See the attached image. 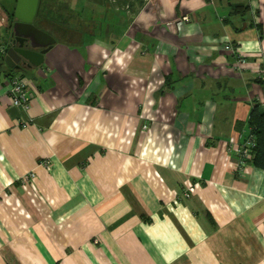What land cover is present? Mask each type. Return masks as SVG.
Instances as JSON below:
<instances>
[{"label": "crops", "instance_id": "crops-1", "mask_svg": "<svg viewBox=\"0 0 264 264\" xmlns=\"http://www.w3.org/2000/svg\"><path fill=\"white\" fill-rule=\"evenodd\" d=\"M62 2L39 67L0 59V264H264V169L237 168L264 110V0Z\"/></svg>", "mask_w": 264, "mask_h": 264}, {"label": "water", "instance_id": "water-1", "mask_svg": "<svg viewBox=\"0 0 264 264\" xmlns=\"http://www.w3.org/2000/svg\"><path fill=\"white\" fill-rule=\"evenodd\" d=\"M40 4L41 0H17L10 36L1 57L4 64L17 71L39 67L46 49L56 42L38 27Z\"/></svg>", "mask_w": 264, "mask_h": 264}, {"label": "trees", "instance_id": "trees-1", "mask_svg": "<svg viewBox=\"0 0 264 264\" xmlns=\"http://www.w3.org/2000/svg\"><path fill=\"white\" fill-rule=\"evenodd\" d=\"M230 10L234 14L243 15L246 12H250L251 8L248 3V0H243L242 2H234L233 0H229ZM59 11L61 14L60 18H56L57 12ZM54 11L52 7L46 5L45 0L41 1L40 10H39V18H43L48 16L54 19L58 23H64L65 21L71 23L70 20L72 19L69 15L67 7L65 5L59 7ZM13 12L9 13V18L12 19ZM1 53V52H0ZM2 55L0 54V59ZM15 76H19L22 78V74L15 71L14 73L10 74V78ZM262 85H264V78L261 79ZM247 127L249 129V135H246L243 140L248 138V136H252L253 144L248 147L249 150V157L246 160L247 164L254 165L260 169H264V110H261L257 105L251 108L248 119L246 121Z\"/></svg>", "mask_w": 264, "mask_h": 264}, {"label": "built area", "instance_id": "built-area-1", "mask_svg": "<svg viewBox=\"0 0 264 264\" xmlns=\"http://www.w3.org/2000/svg\"><path fill=\"white\" fill-rule=\"evenodd\" d=\"M226 50H231L233 53H235V49L230 45L227 44L225 46ZM3 48H0V51H2ZM237 63L241 64L245 62V59L241 56H237ZM9 96L11 98L12 104L20 107H26L27 102L29 100L26 87L24 82L22 81V78L19 76H15L9 80ZM144 129L147 128V126L143 127ZM249 135V130L248 134ZM253 144L252 136H248L245 140L242 141V143L239 145L237 149V155H238V161H237V168L238 171H242L244 166L246 165V160L249 157V150L248 147ZM35 174L33 172H29L25 174L22 177L23 182H28L34 178ZM185 197H189L190 194L188 191L184 192L183 194Z\"/></svg>", "mask_w": 264, "mask_h": 264}, {"label": "rangeland", "instance_id": "rangeland-1", "mask_svg": "<svg viewBox=\"0 0 264 264\" xmlns=\"http://www.w3.org/2000/svg\"><path fill=\"white\" fill-rule=\"evenodd\" d=\"M45 2H46V5H48L49 7H52V9H54V11H56L57 9H59V7L64 5L62 0H45ZM250 8H251V6H250ZM57 13L58 14H57L56 18L58 19V18H60L61 14H59L60 13L59 11ZM251 15L256 16L257 12L254 11V12H252ZM251 15L249 16L250 19L252 18Z\"/></svg>", "mask_w": 264, "mask_h": 264}, {"label": "flooded vegetation", "instance_id": "flooded-vegetation-1", "mask_svg": "<svg viewBox=\"0 0 264 264\" xmlns=\"http://www.w3.org/2000/svg\"><path fill=\"white\" fill-rule=\"evenodd\" d=\"M42 1V0H41Z\"/></svg>", "mask_w": 264, "mask_h": 264}]
</instances>
